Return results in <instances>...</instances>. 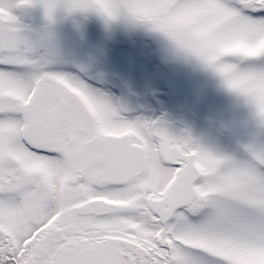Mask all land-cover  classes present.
<instances>
[{"label":"snow or ice","instance_id":"snow-or-ice-1","mask_svg":"<svg viewBox=\"0 0 264 264\" xmlns=\"http://www.w3.org/2000/svg\"><path fill=\"white\" fill-rule=\"evenodd\" d=\"M36 2L0 0V264H264V150L217 157L186 134L126 120L83 67L48 70L57 10L94 9L39 0L46 24L31 34L12 9ZM128 6L215 24L204 47L264 41V0ZM217 62L264 80V48Z\"/></svg>","mask_w":264,"mask_h":264},{"label":"flooded vegetation","instance_id":"flooded-vegetation-1","mask_svg":"<svg viewBox=\"0 0 264 264\" xmlns=\"http://www.w3.org/2000/svg\"><path fill=\"white\" fill-rule=\"evenodd\" d=\"M12 11L26 31H44L46 21L39 0L34 7ZM63 14V10H57L50 28L57 56L48 70L79 74L78 66L83 67L88 83L121 108L120 114L126 120L146 117L145 121L164 127L170 135L190 136L194 144L204 149L211 142L213 150H206L217 157H237L241 161L251 158L249 149L256 151L258 131L264 127L247 106L219 87L218 78L212 73L202 87L207 97L212 95L217 101L222 97L224 103L214 107L206 97L207 107L195 106L194 110V115L203 121L196 119L190 126L183 118V105H174L182 94L177 92L175 69L161 41H155L153 34L142 27H127L122 22L111 23L105 29L94 13H73L64 16L65 20ZM118 50L129 63L120 60L121 53L117 58ZM220 89L224 93H219ZM202 95L200 92V98Z\"/></svg>","mask_w":264,"mask_h":264},{"label":"clouds","instance_id":"clouds-1","mask_svg":"<svg viewBox=\"0 0 264 264\" xmlns=\"http://www.w3.org/2000/svg\"><path fill=\"white\" fill-rule=\"evenodd\" d=\"M145 2L147 0H89L94 14L103 21L122 22L125 26L132 28L142 27L161 38L167 58L192 63L195 67L212 73L218 78L219 87L247 106L260 124L261 115L264 114V80L249 73L231 75L217 61L221 52L224 51H258L264 48V41L252 50L244 48L236 41H221L213 46L204 47L215 24L195 27L186 17L161 21L145 14L138 7L128 6Z\"/></svg>","mask_w":264,"mask_h":264},{"label":"rangeland","instance_id":"rangeland-1","mask_svg":"<svg viewBox=\"0 0 264 264\" xmlns=\"http://www.w3.org/2000/svg\"><path fill=\"white\" fill-rule=\"evenodd\" d=\"M63 10V9H61ZM63 20H65L66 15H69L63 10ZM153 37H155V41L158 40V42L161 41V38L158 37L156 34H153ZM162 43V41H161ZM118 53H121L120 50L116 51V56L118 57ZM124 61V64L129 63L127 56H123L122 53L120 54V60ZM170 59V58H169ZM173 67L175 69L176 73V88L177 92L181 93L182 96L174 101V105L177 104L178 102V108L180 105H183V118L185 119V122L189 124L190 126H194L195 120H201L203 119L198 118L194 115V110L195 106H200L202 108L207 107L208 104L206 103V90H204L205 85H207L208 81V76L209 73L208 71L202 70L198 67H195L192 63H185L183 61H177V60H172L170 59ZM138 85V83H137ZM202 87V89H196L197 87ZM143 89V88H142ZM200 92L204 93V95L199 96ZM219 93H224L223 90L220 89ZM221 97V95H218ZM208 100L212 103V106H216V104H220L221 102L224 103V101L219 99V101L215 100L214 97L211 95L210 97H207ZM177 106V105H176ZM217 108V107H216ZM143 120L145 121L146 117H142ZM264 127V126H263ZM257 142L259 143L256 150H264V128L260 129L258 131V137H257ZM206 149L209 151L213 150V143H207L206 144ZM236 161H241L237 157H235Z\"/></svg>","mask_w":264,"mask_h":264},{"label":"water","instance_id":"water-1","mask_svg":"<svg viewBox=\"0 0 264 264\" xmlns=\"http://www.w3.org/2000/svg\"><path fill=\"white\" fill-rule=\"evenodd\" d=\"M98 18H100V17H98ZM99 21H100L101 25L104 26L105 29H108L110 27L109 24L106 25L105 21H103L101 18Z\"/></svg>","mask_w":264,"mask_h":264},{"label":"bare ground","instance_id":"bare-ground-1","mask_svg":"<svg viewBox=\"0 0 264 264\" xmlns=\"http://www.w3.org/2000/svg\"><path fill=\"white\" fill-rule=\"evenodd\" d=\"M96 19L99 21L100 20V18H98V17H96ZM99 23H100V21H99ZM101 24V23H100Z\"/></svg>","mask_w":264,"mask_h":264}]
</instances>
